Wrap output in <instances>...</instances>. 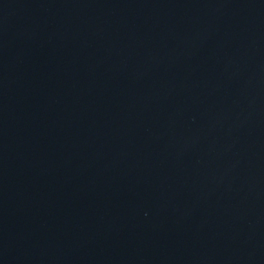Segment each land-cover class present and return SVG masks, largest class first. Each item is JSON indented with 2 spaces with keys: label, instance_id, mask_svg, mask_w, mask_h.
Wrapping results in <instances>:
<instances>
[{
  "label": "water",
  "instance_id": "95a60500",
  "mask_svg": "<svg viewBox=\"0 0 264 264\" xmlns=\"http://www.w3.org/2000/svg\"><path fill=\"white\" fill-rule=\"evenodd\" d=\"M0 264H264V0H0Z\"/></svg>",
  "mask_w": 264,
  "mask_h": 264
}]
</instances>
